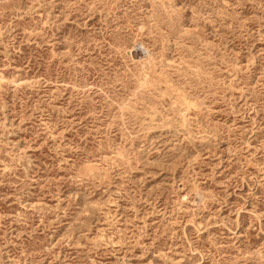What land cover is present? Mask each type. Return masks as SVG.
Instances as JSON below:
<instances>
[{"label": "rangeland", "instance_id": "374dc122", "mask_svg": "<svg viewBox=\"0 0 264 264\" xmlns=\"http://www.w3.org/2000/svg\"><path fill=\"white\" fill-rule=\"evenodd\" d=\"M0 264H264V0H0Z\"/></svg>", "mask_w": 264, "mask_h": 264}, {"label": "bare ground", "instance_id": "6f19581e", "mask_svg": "<svg viewBox=\"0 0 264 264\" xmlns=\"http://www.w3.org/2000/svg\"><path fill=\"white\" fill-rule=\"evenodd\" d=\"M135 56V55H134Z\"/></svg>", "mask_w": 264, "mask_h": 264}]
</instances>
